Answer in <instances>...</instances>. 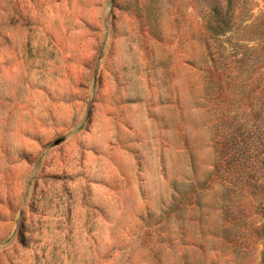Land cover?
I'll list each match as a JSON object with an SVG mask.
<instances>
[{"label": "rangeland", "instance_id": "374dc122", "mask_svg": "<svg viewBox=\"0 0 264 264\" xmlns=\"http://www.w3.org/2000/svg\"><path fill=\"white\" fill-rule=\"evenodd\" d=\"M0 264H264V0H0Z\"/></svg>", "mask_w": 264, "mask_h": 264}]
</instances>
